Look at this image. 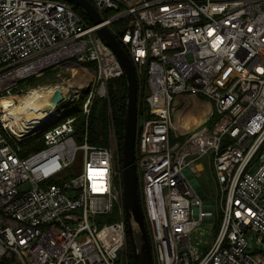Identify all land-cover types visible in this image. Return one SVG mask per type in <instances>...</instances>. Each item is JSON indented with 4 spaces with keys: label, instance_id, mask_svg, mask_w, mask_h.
<instances>
[{
    "label": "built area",
    "instance_id": "built-area-1",
    "mask_svg": "<svg viewBox=\"0 0 264 264\" xmlns=\"http://www.w3.org/2000/svg\"><path fill=\"white\" fill-rule=\"evenodd\" d=\"M89 1L101 24L63 0H0V260L121 264L124 255L129 264L119 147L88 142L94 99L109 104L111 82L124 76L97 33L107 26L144 84L135 164L153 264H264V0ZM74 68L87 75L79 90L90 87L77 116L52 127L79 98L72 88L48 113L11 123L2 99L28 93L22 85L50 69ZM203 103L206 121L183 129ZM205 156L217 206L193 179ZM218 221L201 251L191 232Z\"/></svg>",
    "mask_w": 264,
    "mask_h": 264
},
{
    "label": "water",
    "instance_id": "water-1",
    "mask_svg": "<svg viewBox=\"0 0 264 264\" xmlns=\"http://www.w3.org/2000/svg\"><path fill=\"white\" fill-rule=\"evenodd\" d=\"M83 11L93 25L103 22L99 12L89 0H63ZM101 40L115 53L124 71L127 84L126 113L124 121V138L121 151V171L123 202L127 221L129 245L135 264H153L152 249L147 234L144 216L138 194V175L135 164V145L138 120V79L135 65L122 44L107 26L97 30ZM59 90L53 96L48 111L61 101ZM43 111H47L46 109ZM140 242V243H139ZM19 264V263H16Z\"/></svg>",
    "mask_w": 264,
    "mask_h": 264
},
{
    "label": "rangeland",
    "instance_id": "rangeland-1",
    "mask_svg": "<svg viewBox=\"0 0 264 264\" xmlns=\"http://www.w3.org/2000/svg\"><path fill=\"white\" fill-rule=\"evenodd\" d=\"M114 13L115 12H109L107 16L110 17ZM113 27L117 28V23H114ZM72 77H73V73L71 71L70 73L69 71L66 72V69H50L44 72L42 75L30 79L25 84H23L22 87L25 90L27 89L31 90L32 88H38L40 86L41 88H44L47 86H53V85L55 86V85L61 84L63 86H67V90L69 89L71 90L72 88H77V90H79L80 87H77L76 84L75 85L72 84L70 86L68 85V80L73 79ZM81 89L82 90H79V98L75 100L76 103L73 104V107L68 111V113H65V116L63 118L53 122L52 127L60 125L62 122H65L68 118H72L78 115V113L74 112L73 110L78 109V108L80 109V105L83 103L86 96H88L89 94L90 87L89 85H87L86 87L85 85H83V88ZM144 91H145L144 84H142L138 88L139 105H140V96H141V101H142ZM107 100L105 101L102 98L96 97L93 101L91 114L93 112V118H95L100 123V125H102V122H103L104 108L107 107V110H108V107L110 105V102H109V105H107ZM211 125L212 123L210 122L204 124V126H207V127H210ZM184 139H185L184 137H180V138H175L174 136L171 137L172 143H175L178 141L183 142ZM93 145L108 146V147L115 148L118 146V137L116 133L114 134L108 131L107 138L104 140L102 144H93ZM195 164L200 171L198 176H194L193 178L194 183L197 185L196 186L197 190L201 193L203 197H205L206 203L214 204L217 206V201H216V198L213 197V194L218 193V189H217L214 176L212 175V169L209 164L208 156L198 158ZM111 216L114 218V220L118 219V208H117V211H114ZM215 233H216L215 223H204L203 222L197 225L196 228L191 232L192 243L196 245L201 251L204 252L210 246V243L212 242L215 236ZM261 249L263 250V254H264V247H261ZM124 261H125V257L123 255L121 264L124 263Z\"/></svg>",
    "mask_w": 264,
    "mask_h": 264
},
{
    "label": "bare ground",
    "instance_id": "bare-ground-1",
    "mask_svg": "<svg viewBox=\"0 0 264 264\" xmlns=\"http://www.w3.org/2000/svg\"><path fill=\"white\" fill-rule=\"evenodd\" d=\"M66 72H68L66 70ZM70 73V71H69ZM86 73H83L81 69H73V79L68 80V85H80L85 83ZM65 85V84H64ZM68 86V87H69ZM41 87V86H40ZM66 94L67 86L58 84L56 86H47L44 88H32L28 93L15 97H7L1 100V103L5 108L9 109L12 114L11 123L21 127L26 124L32 118L41 117L52 104L53 96L56 91ZM209 103H203L189 119L182 122L183 129H192L195 126L202 125L207 119V113L209 109ZM47 111H43V110Z\"/></svg>",
    "mask_w": 264,
    "mask_h": 264
},
{
    "label": "trees",
    "instance_id": "trees-1",
    "mask_svg": "<svg viewBox=\"0 0 264 264\" xmlns=\"http://www.w3.org/2000/svg\"><path fill=\"white\" fill-rule=\"evenodd\" d=\"M79 13L85 18L86 21L92 23L88 16L76 7ZM126 100H127V84L125 80V76L120 79H117L111 82L110 93H109V102L111 108V118L109 121L108 110L107 107L104 108L103 111V122L102 125L93 118V112L88 121L87 131H88V142L91 144H102L104 140L107 138L109 125L114 127L116 131V135L118 137V147H119V166H121V151H122V143L124 138V121H125V113H126ZM107 105L108 101H107ZM214 120L211 121L213 124ZM76 128L78 134H82L84 129V122L80 118L76 122ZM95 127V128H94ZM119 182H117V185ZM114 220V219H112ZM220 222L216 223V230L219 228ZM129 243V239H128ZM128 258L129 264H135L132 256V251L130 245L128 246ZM0 264H16L14 260L2 259L0 260Z\"/></svg>",
    "mask_w": 264,
    "mask_h": 264
}]
</instances>
